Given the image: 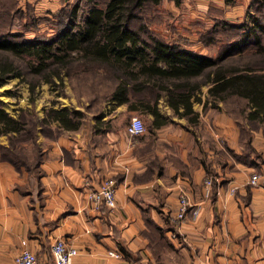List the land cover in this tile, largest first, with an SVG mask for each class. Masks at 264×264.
Returning <instances> with one entry per match:
<instances>
[{"label":"crops","instance_id":"1","mask_svg":"<svg viewBox=\"0 0 264 264\" xmlns=\"http://www.w3.org/2000/svg\"><path fill=\"white\" fill-rule=\"evenodd\" d=\"M208 88L193 103L195 121L163 99L165 123L149 115V129L136 137L122 123L134 113L110 102L87 128L50 139L39 133L37 179L0 157V264H14L24 247L54 264L58 238L77 249L74 264H264V135L252 131L257 155L243 154L235 119L222 102L211 105ZM253 172L262 176L257 186L248 184ZM105 177L117 183L116 206L96 210L87 182ZM181 190L199 213L177 221Z\"/></svg>","mask_w":264,"mask_h":264},{"label":"trees","instance_id":"2","mask_svg":"<svg viewBox=\"0 0 264 264\" xmlns=\"http://www.w3.org/2000/svg\"><path fill=\"white\" fill-rule=\"evenodd\" d=\"M85 1L91 5L82 23L78 18L81 0L54 13L50 37L24 39L0 30V86L8 77L19 76L34 96L42 83L63 87L65 78L90 84L104 81L105 102L126 104L128 112L144 118L151 115L158 126L165 123L159 110L163 99L174 112L195 121L198 113L193 103L201 101L202 87L209 86L211 105L222 102L239 127L241 140L246 141L243 154L257 155L250 140L252 131L264 135V0H252L255 10L240 22L227 18L220 8V21L207 30H202L203 22L183 27L189 35L198 34L191 42L183 34L163 36L141 19L144 7L163 0ZM172 1L177 7L183 2ZM224 1L233 4L235 0ZM215 10L209 6L207 11ZM213 44H217L213 53L201 50ZM84 116L80 109L52 104L44 117H30L27 110L11 114L0 104V136L8 138L7 144H0L1 160L37 179L43 159L38 129L49 139L56 138L64 130L79 129ZM52 124L56 135L50 136L45 129L52 130ZM235 158L246 162L243 155Z\"/></svg>","mask_w":264,"mask_h":264},{"label":"rangeland","instance_id":"3","mask_svg":"<svg viewBox=\"0 0 264 264\" xmlns=\"http://www.w3.org/2000/svg\"><path fill=\"white\" fill-rule=\"evenodd\" d=\"M77 0H0V30H9L11 33H18L20 38L33 39L50 37L54 34L53 23L56 19L54 13L60 8L73 5ZM235 0L233 4H225L224 0H209L207 2L200 0H183L180 6H176L172 0H163L160 5H148L144 7L139 16L150 23L153 29L161 33L163 36L179 38L181 34L186 41H194L198 34L191 29L192 34H188V30H183L185 25L190 26L193 23H204L202 30H207L214 23L220 21L223 8L226 11V17L232 21L240 22L241 19L247 18L250 13L255 10L254 1L248 3ZM79 9V22L82 23L86 17L90 3L81 0ZM214 6L215 11L209 13L208 7ZM10 10V11H8ZM52 21V22H51ZM139 21H135L137 23ZM173 28L176 29L174 33ZM198 28H194L196 31ZM182 38V37H181ZM204 47V46H202ZM217 44H213L211 48L204 47L201 49L205 52L213 53ZM103 82L90 84L81 80L64 79L63 87H56L50 83H42L36 88L37 93L32 96L29 92V84L22 80L19 76H10L5 83L0 86V104L11 114H17L20 109L27 110L29 116L34 114L40 118L45 116V111L54 104L55 107H67L69 109H80L84 112L81 128L89 127L94 121V117L104 111L107 102L104 101L103 95L106 87ZM33 98V100H31ZM234 107V105L232 106ZM107 109V108H106ZM133 116H139L146 126V119L143 116L134 113ZM131 116L128 114L124 117L122 123L126 126ZM45 129L51 133L48 135H56L55 124ZM39 127V125H38ZM147 127V126H146ZM80 128V129H81ZM61 132V131H60ZM42 134V130L38 129L37 134ZM59 133V132H57ZM8 142L7 136H0V143ZM7 144V143H6Z\"/></svg>","mask_w":264,"mask_h":264},{"label":"built area","instance_id":"4","mask_svg":"<svg viewBox=\"0 0 264 264\" xmlns=\"http://www.w3.org/2000/svg\"><path fill=\"white\" fill-rule=\"evenodd\" d=\"M128 135L136 137L142 135L145 131L143 120L139 116H132L126 128ZM262 176L258 172H253L248 184L257 186L261 183ZM213 178L207 177L205 179V192L208 195L212 185ZM88 199L91 206L99 210L101 207H108L110 209L116 206V190L117 183L112 177H105L94 186L88 183ZM235 188L232 190L234 191ZM199 213V208L190 199L187 192L181 190L178 196V208L176 211L177 221H184L187 217H196ZM173 237L175 235H172ZM51 255L54 264H74V259L78 255L77 249L63 238L56 239L50 246ZM111 255L118 256L114 252H109ZM14 264H42L37 255L29 248L24 247L14 259Z\"/></svg>","mask_w":264,"mask_h":264}]
</instances>
